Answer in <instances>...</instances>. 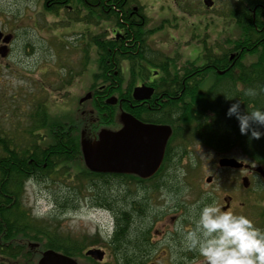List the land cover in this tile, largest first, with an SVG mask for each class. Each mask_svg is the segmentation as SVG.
I'll return each instance as SVG.
<instances>
[{
    "label": "rangeland",
    "instance_id": "obj_1",
    "mask_svg": "<svg viewBox=\"0 0 264 264\" xmlns=\"http://www.w3.org/2000/svg\"><path fill=\"white\" fill-rule=\"evenodd\" d=\"M214 1V6L208 10L202 0H141V3L147 5L148 25L150 29L156 31L153 37H159L162 30L167 33V41L170 44L167 48L165 46L164 53L174 58L171 67L167 70L168 75L172 73L173 81L180 77L175 73L182 65L185 63L198 65L202 61L200 58L194 60L196 63L193 64L189 61L196 59L201 42L204 41L208 45L212 43L210 46L217 44L227 53L233 43L230 44L232 41L226 39L234 40L240 36L241 29L237 25H233V29H229L228 32L224 30L221 33L216 32V29H222L223 27L220 26L229 25L232 20L227 13L216 10L217 3L216 0ZM217 1L222 2L227 10L231 8L232 2H235V0ZM68 5L70 2L61 7L64 8L63 11L52 14L44 11L43 0H0V31L13 36L4 56L0 55V138L7 137L15 148L26 147L42 138H45L41 143L44 146L51 142L52 127L48 126L47 130L42 131L35 127L34 119H37L38 107L44 106L46 115L55 124L58 121L73 123L79 135L81 127L79 112L74 111L78 99L86 92L97 90L104 85L102 79L92 78V74L96 72L95 47L93 44L92 49L86 48L85 43L89 41L91 35L103 33V29L104 35L110 36L114 25L108 22H93L90 25L89 22L86 24L84 21H74L78 18L77 14L70 13L66 9ZM159 19L162 22L161 27L158 26ZM160 37L166 38L165 34H161ZM156 41L158 38H155L154 43ZM220 42L223 43L218 44ZM160 43L158 41V44ZM158 44L157 46L161 47ZM88 46L91 47L89 44ZM84 49L87 62L84 61ZM254 58L255 55H252V58L249 56L244 61L250 62ZM86 64L87 69L93 72L87 71L84 75ZM190 68L193 70V67ZM192 82L188 80L187 83ZM111 89L113 91L104 98L117 99L119 89ZM95 96L93 94L92 98ZM85 104L89 106L88 102L83 103ZM94 109L96 111L95 107ZM115 112L113 110V113H109L107 110L106 118L103 117L105 121L103 125L114 123ZM186 152L189 155L167 171V174L172 176L168 178L171 183L167 186L172 184L170 189H176L174 187L176 183L179 189H176V192L170 189H157L153 194L144 195L146 201L151 203L146 209L148 212L153 210V206L162 205L164 202L168 204L157 206L162 207L164 212L160 222L154 226V229L160 233L156 236L151 233L149 238L137 237L136 242L141 240L140 247L149 246L151 249L131 255L145 256L146 260L143 264H203V257L195 250L186 247L184 233L194 227V220L189 214L195 213L198 217L199 207L204 204L215 202L221 210H224V200L230 196L228 209L236 214H243L249 219H252V214H258L259 209L263 207L262 194L258 190L260 182L256 177L252 176L249 180V188L243 189L242 178L246 177V171L219 168L217 154L200 144L191 145ZM223 154L258 167V164L248 159L236 145ZM78 161L75 164H79ZM163 170L155 178L161 179ZM207 179L210 181L207 182ZM69 180H72V177L59 173L57 176L51 175V180L46 179L44 182H25L22 206L31 216L44 219L43 222L50 227L55 225L62 235L70 236L77 241L82 240L86 245L97 236V245L87 248L104 250L105 242L102 240L106 232L104 226L110 224L111 219L105 211L91 209L93 192L81 188L78 189L79 193H73L71 188L75 185L79 186V183ZM125 188V185L122 187L114 185L106 190L117 203L124 202ZM129 189L132 192L136 191L134 186H130ZM135 195L140 194L135 193ZM74 197L78 199L77 203L73 202ZM117 198L122 201H118ZM194 205L196 211L192 212ZM252 222L256 227L261 228L259 225H263L264 218L256 220L253 215ZM146 224L144 219L137 221L135 228L145 227ZM161 224H167L165 230H160ZM30 243L41 245V240ZM30 243L27 245L29 246ZM29 250L35 253L41 251V246H29ZM111 252L104 256L102 262L93 261L92 264H116L115 254ZM78 260L80 263L91 264L83 258ZM20 262L30 264L27 259H20Z\"/></svg>",
    "mask_w": 264,
    "mask_h": 264
},
{
    "label": "trees",
    "instance_id": "obj_2",
    "mask_svg": "<svg viewBox=\"0 0 264 264\" xmlns=\"http://www.w3.org/2000/svg\"><path fill=\"white\" fill-rule=\"evenodd\" d=\"M77 1L89 10V14L82 17V20L86 23L110 22L116 27L120 24V21L128 20L127 16L123 17L119 12L122 0ZM68 2H70V5L66 6V9L71 13L70 8L74 7L75 0H43V9L46 12L57 14L58 11L64 10L61 7ZM116 2L117 5L114 4ZM77 15H82L81 10L78 11ZM139 16L141 19L143 18L141 15ZM79 20V18L76 19V21ZM138 22L140 23V19ZM236 22L241 29V34L238 36L237 46L234 48L236 58L230 59L231 63L235 60V66L219 76L216 71H223L227 67V53L223 52L220 46L222 53H215L213 48H207L203 44L201 50L203 58L207 63L214 66V69L205 67L198 70V67L190 63L182 65L175 73L180 77L173 81L175 91L172 103L173 116H163L157 113L152 117L154 122L168 123L172 127L170 139L173 143L172 166L189 155L186 152L188 147L200 144L222 154L229 152L231 147L236 145L248 159L264 167V137L249 139L247 136L241 135L237 121L225 116L228 106L234 102V99H238L242 104L241 106L245 107L246 110H251L253 107H264V92L260 91L261 86H264V17H255L253 20L250 10H247L236 17ZM133 27L134 25L131 26L130 30L128 28L124 30L126 35L123 40L128 41V47L121 44L108 50L102 45L105 37L104 33L93 35L92 41L95 47V63L97 66L94 80L102 79L103 83L107 82L103 76L107 73L105 69L112 55L117 63L121 58L128 60L131 73L135 74L137 72H134L135 66L143 59L142 50L143 52L151 50L145 44L144 31H141L140 27L134 30L135 27ZM119 50L125 51L122 54L123 56L119 55ZM113 51H115V54L111 55L110 52L113 53ZM244 55H255V58L253 61L245 63L242 62ZM164 58L170 60L169 57H162V59ZM157 66L163 75H168L167 63L164 62ZM190 67H193V70ZM209 76L213 77L212 83L205 88L203 85ZM188 80L193 82L187 83ZM119 81L118 79L109 80L107 94L113 91L111 88L118 85ZM182 81L186 88L181 86ZM133 82L132 79L130 83ZM246 88L256 89L258 95L255 97L243 95L242 90ZM181 89H184V91L178 94ZM41 112V108L38 107L37 119H34L35 127L36 129H41L44 126L54 128H51L50 131L51 143L42 146L38 139L26 147L15 148L13 143H9L7 137L0 138V264H21V262L19 263L20 259H27L28 263L34 264L37 254L29 250L27 243L40 240L42 248L53 249L71 257H83L82 250L85 247L96 245L97 241L94 240L89 241V244L86 245V242L82 240L77 241L70 236L62 235L55 225L50 227L43 222L44 219L31 216L23 208L22 198L25 182L31 179L33 172L34 177L39 181L41 179L45 181V178L51 179V175L57 176L59 173L73 177L72 181H77L79 186L75 185L71 188L72 192L79 193L78 189L81 188L93 192L92 202L97 207H110L111 202L115 201L106 188L111 189L114 185L119 187L125 185V202H146V197L140 198L138 196L140 199L135 197L137 191L132 192L129 187L134 186L135 189H141V191H138L140 195H148L157 190L154 188L160 186L163 182L166 183L167 178H169L166 169L169 161L166 153L161 166L164 169L161 179L154 176L145 181L132 175L92 173L85 168H78L73 174L69 164H74L75 160L80 158V148L75 134L71 133V130L65 133L64 128L59 127L60 125L55 124V122H51L52 120L47 121L48 124L45 123L41 120V116L43 117L45 114ZM169 143L170 141L168 145H170ZM168 145L167 147H169ZM174 187L179 189L176 183ZM151 188H153V191L150 190ZM176 189L170 190L176 192ZM117 200L122 201L119 198ZM129 208V211H133ZM125 211L123 210V212ZM131 218L129 215L124 217L126 229L133 225V223L130 224L133 222ZM49 222L51 224V221ZM136 237L137 233L134 228L131 238L123 234L117 238L122 242L126 239L124 244H131L136 249L133 248L130 254L126 253L120 257L115 256L116 264H143L145 262L146 258L141 254H139V257L131 256L144 251V247H140L142 245L139 243L141 240L136 242L138 239ZM127 238L133 239L135 242Z\"/></svg>",
    "mask_w": 264,
    "mask_h": 264
},
{
    "label": "flooded vegetation",
    "instance_id": "obj_3",
    "mask_svg": "<svg viewBox=\"0 0 264 264\" xmlns=\"http://www.w3.org/2000/svg\"><path fill=\"white\" fill-rule=\"evenodd\" d=\"M215 3V1H213ZM217 6H216V10H218L219 12H224V13H228V15L230 16L232 22H230L229 25L226 26H220L222 29L217 30L216 32H220L222 30L224 31H229V29H233V25H236V17L241 13H244V11L250 10L252 18L254 20L255 17H259L262 16L264 17V0H235V2H232V6L229 10L226 9V7L223 5L222 2L217 1ZM117 5V2L114 3ZM121 8L119 9V12L123 15V17H126L128 20L126 21H120L119 25H116V27L114 26V28H112V32L110 33V36H105L104 37V42H103V46L106 47L108 50L111 49V47H117L120 46L121 44L124 46H129L127 43V40H123L124 36L126 35L124 30L126 28H128V30L131 29V26L134 25L135 29L140 27L139 29H141V31L143 30L144 33H147L148 31H150V27L146 25V7L147 5L145 3H141V0H122V4L120 5ZM72 13H77L79 10H81V16H86L89 14V10L84 8V5H82L81 3H79L77 0H75V5L73 8H70ZM85 10V11H82ZM142 11V13H141ZM141 13V14H140ZM141 15L143 18L141 19L140 16ZM140 19V23L138 22ZM161 19V18H160ZM160 24L162 23L159 20ZM110 23V22H108ZM145 25H144V24ZM91 25V24H90ZM144 25V26H142ZM133 27V28H134ZM158 27V26H157ZM156 27V28H157ZM161 27V26H159ZM103 33H105L104 29L102 30ZM154 34V33H153ZM153 34H150L148 37H145L147 40L145 42V44H149V43H154L155 38H158V41H160L161 43L158 44V41H156V43H154L152 45V47H156L154 49H151L152 52H143L142 50V56L143 59L139 61V64L135 66V74H132L131 71L129 70L130 65L128 60H126L125 58H121L119 60V62L117 63V61L115 60L114 56L112 54H115V51H113V53L110 52V54L112 55V57L110 58V60L107 62V66L105 69V72H107L106 74H104V80H106L107 82L104 83V85H102L101 87H99L97 90H91L86 92L90 93L91 98L90 100L86 101V103H89V106L87 107L85 105H83V101L81 102V98L78 99V103L76 106V109L74 111H78L79 112V118H80V123H81V127L79 128V140L80 139H85L88 142H94L97 140V136L100 130L102 129H106V130H110V131H117L119 129L122 128V124L120 122H114V123H109L107 126L103 125L104 119L103 117L106 118V114H107V110H109V113H113V110H115L118 114L121 112L124 113H128L131 114L133 117L137 118V120H139L140 122H142L143 124H147V125H157V124H162V125H166L168 123H157L153 121V116L156 115L157 113L162 114L163 116L167 115L169 117L173 116L172 115V103H173V94H174V83H173V77H172V73H169L170 75H163L159 70L153 68L151 66V64H156L158 62L157 56L155 52H160V53H164V51L166 50V48L168 47L167 45H169V41H167V33H165L164 30L160 31V35L159 37H153ZM161 34H165V39L162 38L161 39ZM92 37L93 35H91L89 37V41H87L86 44V48L92 49L93 48V42H92ZM154 39V40H153ZM230 41H232L230 44V49L227 51V67H225V69L227 70V68H229L230 64H231V60H230V55L233 54L234 52H231V49H234L237 46V40L238 38H235L234 40H232V38H229ZM122 41V42H121ZM88 44L91 46L89 47ZM161 45L160 46H157ZM212 43L205 44L207 46V48H210L212 46H210ZM166 46V48H165ZM160 47V48H159ZM125 51L123 50H119V55L123 56L122 54ZM166 52V51H165ZM219 53V52H218ZM220 54V53H219ZM167 56V54H165ZM89 56V54H88ZM92 56V54H91ZM170 59H172V57H169ZM235 62V60H234ZM166 63L168 64V68L171 67V60H167ZM111 66H110V65ZM225 64V65H226ZM235 66V64H234ZM233 66V67H234ZM198 70L203 69V68H208L211 67L212 69H214V66L210 65L209 63H207L204 59H202V61L199 62L198 64ZM208 68V69H211ZM90 71V70H89ZM91 73V71H90ZM93 78V77H92ZM113 79H118L119 84L116 85L114 88L119 89V97H117L116 99V105L114 104H109L107 103V98H104L107 94V90L109 88L108 84H109V80H113ZM124 79V80H123ZM134 80V82L131 84L130 81ZM124 81V82H122ZM74 86V85H73ZM140 86H144L147 88H152L153 91L149 92V90H145L144 94H143V99L141 100H137L133 98V89L135 87H140ZM181 86L183 88L184 87V83L183 81L181 82ZM105 89L104 92L103 89ZM184 89H181V91L178 94H181V92H183ZM93 94H95L96 96L94 98H92ZM91 104V105H90ZM116 106V107H115ZM166 109H165V107ZM94 107L96 108V111L94 109ZM100 114L101 116L99 117L98 114ZM68 121V120H67ZM170 125V124H168ZM171 126V125H170ZM59 127L64 128L65 133L68 132V130H71V133H75L76 132V126H74L73 123H68V122H61V125ZM78 136V135H77ZM45 138H42V142H44ZM48 143V142H47ZM170 145H168V140L166 142L165 145V153L167 155V159L169 161L168 167L167 169H171L172 168V153H173V143L170 140ZM167 145L169 147H167ZM167 148V149H166ZM218 158L221 157H226V155H219L217 154ZM217 158V157H216ZM164 160V158L162 159ZM252 166V165H251ZM162 169V168H161ZM223 169L225 170H233L230 169L228 167H224ZM241 172L246 171V179L249 182L250 178L252 176L256 177L258 179V181L260 182V188L258 189L260 191V193L262 194V204L263 207L261 208V210L259 209V213L258 214H252L251 217L253 219V215L255 216L256 220H260L261 218H264V176L262 174H259L258 172L255 171V169L253 167L250 168H242L239 169ZM34 173V172H33ZM31 174V178L32 181H35L34 178V174ZM248 187L244 188V189H248ZM231 197L228 196L227 199H225V205H224V210L229 208V204L228 201H230ZM151 203H136V202H117V203H113L112 207H107L108 211H109V217L111 219V234L109 236H107L104 240L105 242V246H104V252L105 255L107 253L111 254H117L118 251L122 252H130V249H126V247H130L131 245H125L123 244L122 240H118L117 238H119V236L121 234L126 235L128 237H132V234L134 232V228L135 225L137 223V221L143 220L145 222H147L145 227H140V228H135L136 233H137V237H143L146 238L151 235V233H153V235H158L160 232H158L156 229H154V226L160 222V217H162L164 215V212L162 211V207H157V206H167V202H164L162 205H156L153 206V210L151 212L146 211L147 207L150 205ZM130 207V208H129ZM131 209L133 211H129L128 210ZM143 208V211H141L142 214H139L138 209ZM150 209L151 206H150ZM123 210H126L125 212H123ZM126 215L131 216L133 219L130 224L133 223V225H130L129 228L126 229V225H125V219L124 217ZM139 215V217H138ZM190 217L193 219L196 217L195 213L189 214ZM122 217V218H119ZM134 217V218H133ZM251 219V220H252ZM153 225V226H152ZM167 224H161L160 226V230H165L166 229ZM262 229H264V222L263 225H259ZM136 237V238H137ZM154 244V243H153ZM148 250V249H146Z\"/></svg>",
    "mask_w": 264,
    "mask_h": 264
},
{
    "label": "water",
    "instance_id": "obj_4",
    "mask_svg": "<svg viewBox=\"0 0 264 264\" xmlns=\"http://www.w3.org/2000/svg\"><path fill=\"white\" fill-rule=\"evenodd\" d=\"M210 6L208 0H204ZM1 39V33H0ZM10 36H5L2 42L7 43ZM5 49H0V55L4 56ZM145 88H135L133 96L141 100ZM150 92V91H149ZM90 97L87 94L82 100ZM108 103H114L115 99L110 98ZM119 121L123 125L118 131L101 130L98 139L88 142L85 139L80 141L81 153L85 167L92 172L134 174L142 179L149 178L159 168L163 156L165 143L171 133L169 126L145 125L124 112L119 114ZM219 166L240 168L241 162L235 159L222 158ZM260 173L262 171L258 169ZM209 181V180H207ZM31 247H38L36 244H29ZM97 261L103 258V252L99 249L86 251ZM36 264H78L76 260L53 250L42 251Z\"/></svg>",
    "mask_w": 264,
    "mask_h": 264
},
{
    "label": "clouds",
    "instance_id": "obj_5",
    "mask_svg": "<svg viewBox=\"0 0 264 264\" xmlns=\"http://www.w3.org/2000/svg\"><path fill=\"white\" fill-rule=\"evenodd\" d=\"M242 91L248 97L258 95L254 88ZM260 91L264 92V86ZM241 105L234 99L225 116L237 121L241 135L249 139L264 137V107L246 110ZM191 211H196L195 205ZM184 242L203 257V264H264V229L243 214L221 210L215 202L199 207L194 227L184 233Z\"/></svg>",
    "mask_w": 264,
    "mask_h": 264
}]
</instances>
